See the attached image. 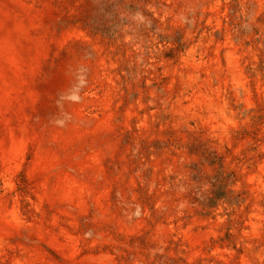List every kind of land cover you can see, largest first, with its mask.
Instances as JSON below:
<instances>
[{"label":"rangeland","instance_id":"rangeland-1","mask_svg":"<svg viewBox=\"0 0 264 264\" xmlns=\"http://www.w3.org/2000/svg\"><path fill=\"white\" fill-rule=\"evenodd\" d=\"M0 264H264V0H0Z\"/></svg>","mask_w":264,"mask_h":264}]
</instances>
